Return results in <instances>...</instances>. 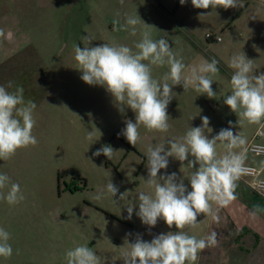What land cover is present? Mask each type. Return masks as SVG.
Segmentation results:
<instances>
[{
  "label": "rangeland",
  "instance_id": "obj_1",
  "mask_svg": "<svg viewBox=\"0 0 264 264\" xmlns=\"http://www.w3.org/2000/svg\"><path fill=\"white\" fill-rule=\"evenodd\" d=\"M200 11L179 0H124L123 4L120 0H0V29L5 32L0 37V85L11 81L14 87L22 86L25 100L36 103L33 135L38 140L36 146L0 160V173L18 183L25 197L17 205L0 200V227L10 233L13 248L12 257L0 258V264H67L66 251L78 245L90 247L101 257V264H123L126 236L131 243L137 234L150 241L160 233L176 231L162 220L149 229L135 214L138 193L150 191L144 180L146 149L183 136L190 126H200L202 116L210 120L209 138L228 128L229 121L235 125L238 117L223 103L226 87L212 77L217 95L208 98L191 86L186 91L182 85L174 86L176 97L167 108L169 131L148 132L141 126V140L133 147L118 134L126 119L135 121L134 113L119 112L103 87L82 81V73L75 69L73 44L87 46L83 38L88 36L91 46L114 43L136 51L134 44L145 26L137 25V35L131 36L128 31H113V21L117 12L122 24L126 14L137 13L153 26L149 30L154 40L166 39L186 65L198 64L212 58L206 36L222 37L225 23L216 15L200 16ZM168 71L167 66L152 68L158 80ZM91 130L94 143L86 138ZM232 130L248 141L260 131L263 136L256 143L264 144V128L258 125L244 122ZM104 145L115 151L111 160L103 154L93 156ZM261 161L248 155L246 162L260 166ZM191 171L169 158L168 168L158 175L176 172L188 185ZM109 181L119 188L116 197L106 191ZM100 191L104 198L94 200ZM120 193L125 196L114 205L112 200H118ZM133 205L132 218L127 219V207ZM206 217L201 214L197 219L203 223Z\"/></svg>",
  "mask_w": 264,
  "mask_h": 264
},
{
  "label": "clouds",
  "instance_id": "obj_2",
  "mask_svg": "<svg viewBox=\"0 0 264 264\" xmlns=\"http://www.w3.org/2000/svg\"><path fill=\"white\" fill-rule=\"evenodd\" d=\"M123 2L120 0L121 4ZM186 2L179 0L181 5ZM191 4L196 9L243 7L239 0H191ZM115 15L113 31H128L131 36H136V26H145L140 33L141 39L134 44L136 51L123 44L91 46V39L85 36L83 39L87 46L81 48L73 44L74 60L77 62L75 69L82 73L84 83L103 87L112 96L119 112L131 109L135 121L126 119L125 127L118 135H123L135 147L141 140V126L148 132L169 131L167 108L176 97L172 90L174 86L182 85L185 91L191 86L197 93L215 98L217 93L212 88V77L219 72L220 61L213 57L211 60L202 59L198 64L186 65L183 57L172 50L166 39L152 38L149 29L153 26L145 24L137 13L126 14L123 24L119 19L120 12ZM4 36V30L0 29V37ZM8 37H11L10 32ZM226 63L233 72L231 94L224 97L223 103L238 117L236 124L229 121L228 128H222L209 138L208 134L212 132L210 120L202 116L201 125L190 126L183 136L147 147V179L144 180L150 191L138 193V211L135 214L149 229L162 220L169 229L174 226L176 231L160 233L150 241L137 234L131 243L126 236L124 246L127 250L122 253L123 264H197L200 253L218 245V233L215 231L197 238L185 229L196 228L201 214L219 223L220 210L229 207L238 198L237 182L249 172L246 166L249 148L247 137L238 131L234 133L232 129L244 122L264 128V72L257 74L253 60L243 52L233 54ZM153 66H167L169 71L158 80L153 77ZM36 107L34 101L25 100L22 86L14 87L11 81L7 86L0 85V160L7 161L19 149L38 144L33 135ZM94 135L91 130L86 138L94 143ZM114 152L111 146L104 145L93 156L103 154L111 160ZM169 158L193 169L187 177L188 185L184 183L185 178L178 177L176 172L158 175L162 169L168 168ZM260 163L264 167V161ZM5 189L6 192L3 191ZM106 191L113 198L119 193V188L109 181ZM125 193H120L119 199H113L112 203L118 205ZM103 198V191L93 196L97 201ZM24 199L20 185L12 182L6 173H0V200L17 205ZM262 210L259 205H254L250 215L255 217ZM133 212L134 205L127 207V219L132 218ZM10 239V233L0 227V258L5 260L13 255ZM65 260L67 264H101V257L87 245L67 250Z\"/></svg>",
  "mask_w": 264,
  "mask_h": 264
},
{
  "label": "crops",
  "instance_id": "obj_3",
  "mask_svg": "<svg viewBox=\"0 0 264 264\" xmlns=\"http://www.w3.org/2000/svg\"><path fill=\"white\" fill-rule=\"evenodd\" d=\"M239 2L243 7L237 6L227 10L210 7L200 11L201 14L216 15L215 18L225 21L221 26L222 37L212 35L209 48H212V58L220 61L219 74L215 77L226 87L223 93L228 95L231 94L230 79L233 70L227 67L226 62L233 54L243 52L248 59L253 60L257 74L264 72V0ZM186 3L191 5V0ZM208 13L210 14L207 15ZM254 157L264 161V157ZM246 165L260 170L259 178L264 180L261 165H252L249 162H246ZM237 183L238 198L229 207L220 210L219 223L207 216L203 223L198 221L196 228L185 229L189 235H195L197 238L213 231L218 233V245L200 253L197 264L202 259L204 264H264V210L255 217L250 215L254 205L264 209V197L253 190L247 179L241 178Z\"/></svg>",
  "mask_w": 264,
  "mask_h": 264
},
{
  "label": "built area",
  "instance_id": "obj_4",
  "mask_svg": "<svg viewBox=\"0 0 264 264\" xmlns=\"http://www.w3.org/2000/svg\"><path fill=\"white\" fill-rule=\"evenodd\" d=\"M206 38L208 40L213 39L212 35H207ZM217 41H220L219 38H216ZM263 136L262 132L258 131L255 133L253 139L248 144L249 151L248 153L257 156V157H264V144L256 143V140ZM249 169L247 175L242 176V179H247L249 181L250 186L255 190L257 193L264 197V180L259 178L260 170L253 166L246 165Z\"/></svg>",
  "mask_w": 264,
  "mask_h": 264
}]
</instances>
